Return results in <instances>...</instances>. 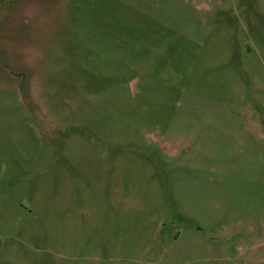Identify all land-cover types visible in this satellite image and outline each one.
Here are the masks:
<instances>
[{
	"label": "rangeland",
	"instance_id": "374dc122",
	"mask_svg": "<svg viewBox=\"0 0 264 264\" xmlns=\"http://www.w3.org/2000/svg\"><path fill=\"white\" fill-rule=\"evenodd\" d=\"M0 264H264V0H0Z\"/></svg>",
	"mask_w": 264,
	"mask_h": 264
}]
</instances>
